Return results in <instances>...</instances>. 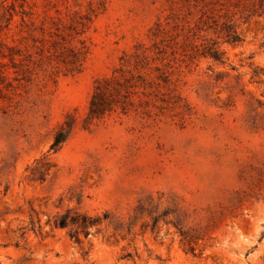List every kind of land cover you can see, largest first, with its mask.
I'll return each mask as SVG.
<instances>
[{"label": "rangeland", "instance_id": "1", "mask_svg": "<svg viewBox=\"0 0 264 264\" xmlns=\"http://www.w3.org/2000/svg\"><path fill=\"white\" fill-rule=\"evenodd\" d=\"M0 264H264V0H0Z\"/></svg>", "mask_w": 264, "mask_h": 264}, {"label": "trees", "instance_id": "2", "mask_svg": "<svg viewBox=\"0 0 264 264\" xmlns=\"http://www.w3.org/2000/svg\"><path fill=\"white\" fill-rule=\"evenodd\" d=\"M102 91L99 86L96 87V90L92 96V100L90 103V114L93 117H99L105 114L108 111H111L113 108L110 104L101 97ZM65 136H56L52 147L53 149H58L59 146L64 143L70 132H66ZM90 217L85 214H81L80 212L70 209L66 213L58 215L55 220V224L59 227H72L73 234H71L72 238H76L77 241H80V233L83 232L85 237L89 235V227L90 224L88 221Z\"/></svg>", "mask_w": 264, "mask_h": 264}]
</instances>
